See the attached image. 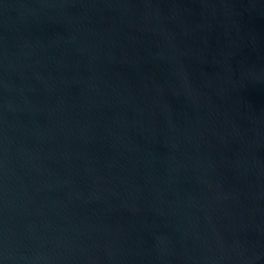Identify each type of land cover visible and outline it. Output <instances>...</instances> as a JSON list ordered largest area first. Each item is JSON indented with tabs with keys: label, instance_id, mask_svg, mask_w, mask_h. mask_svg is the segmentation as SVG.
I'll return each instance as SVG.
<instances>
[{
	"label": "water",
	"instance_id": "1",
	"mask_svg": "<svg viewBox=\"0 0 264 264\" xmlns=\"http://www.w3.org/2000/svg\"><path fill=\"white\" fill-rule=\"evenodd\" d=\"M0 264H264V0H0Z\"/></svg>",
	"mask_w": 264,
	"mask_h": 264
}]
</instances>
